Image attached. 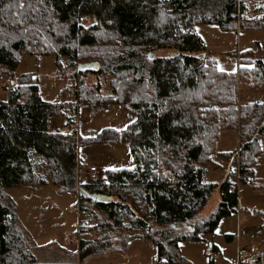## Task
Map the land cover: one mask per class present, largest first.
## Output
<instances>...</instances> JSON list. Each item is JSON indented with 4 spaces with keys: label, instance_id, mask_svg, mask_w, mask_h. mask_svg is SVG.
<instances>
[{
    "label": "trees",
    "instance_id": "trees-1",
    "mask_svg": "<svg viewBox=\"0 0 264 264\" xmlns=\"http://www.w3.org/2000/svg\"><path fill=\"white\" fill-rule=\"evenodd\" d=\"M253 1L264 2L0 0V264H43L7 193L48 184L36 171V160L46 166L61 193L77 196L80 218L96 220L94 226L82 227L78 261L74 257L52 264H85L124 250L138 236L154 242L159 260L187 264L180 244L215 236L221 220L237 213L236 186L256 179L264 142V57L232 54L238 59L237 71H222L195 28L208 24L227 32L264 31V6L258 9L260 15L250 16ZM91 17L96 23L85 26ZM24 54L54 56L59 70L63 60L66 67H78L71 77L75 106L44 101L30 75H17ZM90 59L100 64L97 72L80 68ZM90 74L113 76L109 93L86 87L84 77ZM241 79L247 86L239 91ZM79 105L90 106L93 113L123 105L136 121L123 132L106 129L88 139H77L76 131L51 130L58 118L74 123ZM221 131L238 134L240 151L218 155L229 164L228 176L219 186L216 212L203 218L201 212L217 188L206 175L208 168L220 167L215 156ZM118 142L130 146L135 167L80 183L78 148ZM238 161L239 175L234 171ZM86 193L113 201L97 203ZM178 222H188L191 229H172ZM125 223L142 234L110 237L122 234ZM254 261L264 264V255Z\"/></svg>",
    "mask_w": 264,
    "mask_h": 264
},
{
    "label": "rangeland",
    "instance_id": "rangeland-1",
    "mask_svg": "<svg viewBox=\"0 0 264 264\" xmlns=\"http://www.w3.org/2000/svg\"><path fill=\"white\" fill-rule=\"evenodd\" d=\"M261 6H264V2H250V16L260 15L258 9ZM95 23L91 17L85 20L84 25L91 26ZM195 32L203 38L207 50L217 60L222 71H237L238 59L231 57L233 51L238 54L250 52L256 58L264 57V31L227 32L216 25L201 24L196 26ZM92 60L90 59L88 63L97 62ZM56 63L54 56L37 59L24 54L20 58L16 73L30 75L33 82L39 86L44 101L53 105L75 106L77 99L71 77L77 73L78 67H66L67 62L63 60V67L59 70ZM79 78L77 90L81 88ZM84 78L86 87L99 86L102 94L109 93L110 86L115 81L109 74L102 76L90 74ZM238 83L239 91L247 86L242 79ZM135 121V115L123 105H113L97 113H93L88 105H79L74 123L69 124L65 118H58L52 121L51 130L69 128L77 132V139H88L106 129L123 132ZM262 147L263 151L255 168L256 179L236 186L239 196L238 212L222 219L215 236L207 237L206 242L186 241L180 244L181 255L187 264H238L241 252L249 253L245 261L247 263L255 255H264V142ZM239 149V137L236 132H220L215 156L220 167L208 168L206 175V181L216 184L217 188L201 212L203 218H208L216 212L221 202L219 186L228 176L229 164L218 155L233 151L238 153ZM78 155L87 156L88 166H96L102 177L109 171L133 169L136 164L130 146L124 142L82 146L78 148ZM35 163L36 171L48 181V184L34 190L8 189L7 193L16 202L20 224L27 233L38 261L61 263V257L53 254L59 248L72 252L74 250L76 243L70 247L65 240L67 236L73 237L77 232L78 198L71 193H61L53 184L46 166L40 160H36ZM78 179L80 183L87 181L84 174H80ZM128 203L132 205L131 201ZM121 233H113L110 237L121 239L123 238L121 235L124 234H142L141 231L131 230L127 223L124 224ZM228 237H232L233 240H228ZM210 247L219 249V252L214 251L213 257L211 256L213 254L208 252ZM253 248L257 252H254ZM156 261L165 262L158 259V250L154 242L138 236L129 240L124 250L92 257L85 264H153Z\"/></svg>",
    "mask_w": 264,
    "mask_h": 264
},
{
    "label": "built area",
    "instance_id": "built-area-1",
    "mask_svg": "<svg viewBox=\"0 0 264 264\" xmlns=\"http://www.w3.org/2000/svg\"><path fill=\"white\" fill-rule=\"evenodd\" d=\"M69 130H70L69 128H65V131H69ZM88 161H89V159L87 156H79L78 155V158H77V174H78V176L80 174H84V176H86V178H87V181L91 182V181L96 180L100 177V172L96 166H88ZM234 171L237 175H239V161H238V166L234 168ZM95 224H96V220H94V219H89V220H82L81 219L78 222L76 235L74 237L69 236L67 238V243L68 244H74V243L79 244L81 237L83 236L82 235V227L85 225L94 226ZM88 238L93 239L94 238L93 233H90L88 235ZM253 251L257 252L255 249H253ZM208 252H209V254H213L214 253L213 248L210 247L208 249ZM248 255H249L248 252H241L238 256V258H239L238 264H250L249 263L250 261L245 263V261L248 258ZM211 256L213 257L214 254ZM153 264H166V262L156 261V262H153Z\"/></svg>",
    "mask_w": 264,
    "mask_h": 264
},
{
    "label": "water",
    "instance_id": "water-1",
    "mask_svg": "<svg viewBox=\"0 0 264 264\" xmlns=\"http://www.w3.org/2000/svg\"><path fill=\"white\" fill-rule=\"evenodd\" d=\"M151 58H155V55H151ZM80 68L90 70L93 72H97L98 68H99V64L97 62L89 63V64L81 65ZM86 195L92 201L97 202V203H101V204H109L113 201V197H111V196L90 194V193H86ZM171 228L174 230H182L183 228H185L187 230L191 229L188 222H178V223L172 224Z\"/></svg>",
    "mask_w": 264,
    "mask_h": 264
},
{
    "label": "crops",
    "instance_id": "crops-1",
    "mask_svg": "<svg viewBox=\"0 0 264 264\" xmlns=\"http://www.w3.org/2000/svg\"><path fill=\"white\" fill-rule=\"evenodd\" d=\"M234 52V51H233ZM231 53V57H233L232 56V54H235V55H241L242 53H237V52H235V53ZM234 58V57H233ZM239 137V136H238ZM77 197V196H76ZM77 211H78V209H77ZM237 212H238V210H237ZM81 220V218H80V216H79V212H78V221H77V223L79 222ZM78 226V225H77ZM185 228H183L182 230H184ZM187 230V229H186ZM70 236V235H69ZM69 236H67V238L69 237ZM67 238H66V243H67ZM67 245H69V244H67ZM70 247H72V245L70 244L69 245ZM74 252L76 253V254H74V252H72L71 250H67V249H58V250H56L55 251V253L53 254V255H59L60 257H61V263H68V262H70L71 260H74V257H75V259L78 261V253H79V244H76L74 247ZM253 249H255V248H253ZM36 256V255H35ZM256 256L257 255H255L254 257H253V259L249 262L250 264H256L255 263V258H256ZM37 258V257H36ZM38 260V259H37ZM40 262V261H39ZM40 263H47V262H40ZM49 263V262H48ZM50 263L52 264V263H55L54 261H50Z\"/></svg>",
    "mask_w": 264,
    "mask_h": 264
}]
</instances>
